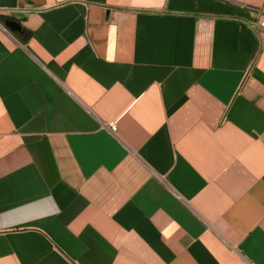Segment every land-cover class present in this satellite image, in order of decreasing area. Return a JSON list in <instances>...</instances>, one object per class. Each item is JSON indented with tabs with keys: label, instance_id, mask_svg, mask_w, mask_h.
I'll use <instances>...</instances> for the list:
<instances>
[{
	"label": "crops",
	"instance_id": "0c3cea01",
	"mask_svg": "<svg viewBox=\"0 0 264 264\" xmlns=\"http://www.w3.org/2000/svg\"><path fill=\"white\" fill-rule=\"evenodd\" d=\"M0 264H264V0H0Z\"/></svg>",
	"mask_w": 264,
	"mask_h": 264
},
{
	"label": "water",
	"instance_id": "95a60500",
	"mask_svg": "<svg viewBox=\"0 0 264 264\" xmlns=\"http://www.w3.org/2000/svg\"><path fill=\"white\" fill-rule=\"evenodd\" d=\"M3 24L7 29H9L13 33H19L21 31L19 23L13 20H5Z\"/></svg>",
	"mask_w": 264,
	"mask_h": 264
}]
</instances>
